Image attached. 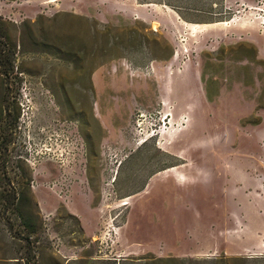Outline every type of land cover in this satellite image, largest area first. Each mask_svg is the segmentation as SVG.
<instances>
[{"label": "rangeland", "instance_id": "1", "mask_svg": "<svg viewBox=\"0 0 264 264\" xmlns=\"http://www.w3.org/2000/svg\"><path fill=\"white\" fill-rule=\"evenodd\" d=\"M117 1L0 0V264H264V0Z\"/></svg>", "mask_w": 264, "mask_h": 264}, {"label": "trees", "instance_id": "2", "mask_svg": "<svg viewBox=\"0 0 264 264\" xmlns=\"http://www.w3.org/2000/svg\"><path fill=\"white\" fill-rule=\"evenodd\" d=\"M13 25L15 24H12L11 22H8L4 20V18L0 17V76L4 81H6V89H9L8 85L11 83V79L14 76L16 68L15 61L17 57L18 45L14 43L16 41L11 35V26ZM25 27L29 31L28 36H25L24 34L23 28ZM17 30L19 31L20 35V42H26L27 40L29 42L31 39H34V33L32 31L30 32V26L28 22L23 23L19 28L17 27ZM11 197H13L14 201H18V207L16 208V211L18 212L19 217L23 219V225L27 229L29 234L28 240H30L38 232L36 226L27 222V217H25L26 209L32 205V199L28 196V194L23 193L20 194L19 198H15V195H12Z\"/></svg>", "mask_w": 264, "mask_h": 264}, {"label": "crops", "instance_id": "3", "mask_svg": "<svg viewBox=\"0 0 264 264\" xmlns=\"http://www.w3.org/2000/svg\"><path fill=\"white\" fill-rule=\"evenodd\" d=\"M117 2L119 3L118 5L121 6L122 2H119V0ZM123 2H124L123 4H125L127 6H124V8H122V9H121V7H118L121 11L123 10V14L125 13L129 17L137 14L139 17H142V19H144V20H148V19L152 18V15H150L146 11V8H145L146 6H150L151 1L137 2L138 7H134V0H126V1L123 0ZM178 17L180 18V14H178ZM178 32L180 35V30Z\"/></svg>", "mask_w": 264, "mask_h": 264}, {"label": "bare ground", "instance_id": "4", "mask_svg": "<svg viewBox=\"0 0 264 264\" xmlns=\"http://www.w3.org/2000/svg\"><path fill=\"white\" fill-rule=\"evenodd\" d=\"M56 1H60V0H52V2H56ZM152 25L154 28H157L159 24L156 21V22H153Z\"/></svg>", "mask_w": 264, "mask_h": 264}]
</instances>
